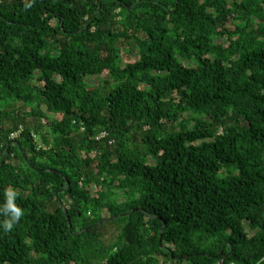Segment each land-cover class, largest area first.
I'll list each match as a JSON object with an SVG mask.
<instances>
[{
    "label": "trees",
    "instance_id": "16d2710c",
    "mask_svg": "<svg viewBox=\"0 0 264 264\" xmlns=\"http://www.w3.org/2000/svg\"><path fill=\"white\" fill-rule=\"evenodd\" d=\"M10 188L0 264H264V0H0Z\"/></svg>",
    "mask_w": 264,
    "mask_h": 264
},
{
    "label": "clouds",
    "instance_id": "9594fccd",
    "mask_svg": "<svg viewBox=\"0 0 264 264\" xmlns=\"http://www.w3.org/2000/svg\"><path fill=\"white\" fill-rule=\"evenodd\" d=\"M31 3H26L25 8H30ZM17 193L13 189H8L6 193V201L0 205V210H2L5 219L0 221V226L5 230L11 231L16 223L24 215L23 210L16 204Z\"/></svg>",
    "mask_w": 264,
    "mask_h": 264
},
{
    "label": "rangeland",
    "instance_id": "374dc122",
    "mask_svg": "<svg viewBox=\"0 0 264 264\" xmlns=\"http://www.w3.org/2000/svg\"><path fill=\"white\" fill-rule=\"evenodd\" d=\"M125 58H126V56L124 55V56H123V59H125ZM127 60H128L129 62H133V61H134V58L131 57V59L129 58V59H127ZM96 84H97V82H96ZM36 140H38V139H36Z\"/></svg>",
    "mask_w": 264,
    "mask_h": 264
},
{
    "label": "water",
    "instance_id": "95a60500",
    "mask_svg": "<svg viewBox=\"0 0 264 264\" xmlns=\"http://www.w3.org/2000/svg\"><path fill=\"white\" fill-rule=\"evenodd\" d=\"M65 212V211H64ZM66 214V213H65ZM67 217V216H66ZM67 220H68V218H67ZM69 228H70V230H71V226H70V224H69ZM218 264H223V259H221L219 262H218Z\"/></svg>",
    "mask_w": 264,
    "mask_h": 264
}]
</instances>
